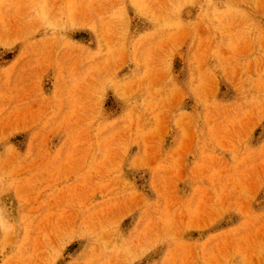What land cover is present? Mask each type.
Segmentation results:
<instances>
[{
  "label": "rangeland",
  "instance_id": "obj_1",
  "mask_svg": "<svg viewBox=\"0 0 264 264\" xmlns=\"http://www.w3.org/2000/svg\"><path fill=\"white\" fill-rule=\"evenodd\" d=\"M0 264H264V0H0Z\"/></svg>",
  "mask_w": 264,
  "mask_h": 264
}]
</instances>
